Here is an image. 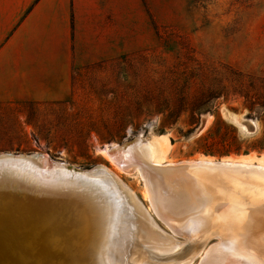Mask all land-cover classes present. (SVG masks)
<instances>
[{
    "label": "rangeland",
    "instance_id": "374dc122",
    "mask_svg": "<svg viewBox=\"0 0 264 264\" xmlns=\"http://www.w3.org/2000/svg\"><path fill=\"white\" fill-rule=\"evenodd\" d=\"M124 10V56L79 68L69 101L0 105V154L117 171L105 147L138 135L166 136L165 163L252 156L258 165L264 0H124ZM117 172L155 227L179 239L151 211L141 178ZM218 243L211 241L191 264H207ZM250 254L239 255L262 264Z\"/></svg>",
    "mask_w": 264,
    "mask_h": 264
},
{
    "label": "bare ground",
    "instance_id": "6f19581e",
    "mask_svg": "<svg viewBox=\"0 0 264 264\" xmlns=\"http://www.w3.org/2000/svg\"><path fill=\"white\" fill-rule=\"evenodd\" d=\"M166 141V136L145 139L138 135L133 141L105 147L101 152L120 173L141 178L151 211L184 242L182 245L165 239L166 235L155 227L121 175L105 166L91 174L100 176L106 184V197L97 193L95 179H88L82 198L72 194L67 198L71 208V203L62 200L45 206L41 221L34 223L25 240L30 245L43 244L59 255L55 260L61 264L81 255L82 264H191L193 261L186 260V245L213 228L211 241L217 239L219 243L216 249L212 245L215 254L209 255L207 264H247L239 255L247 253H253L264 264V158L259 159L258 165L250 163L252 156L237 161L202 158L165 163ZM34 159L42 169L62 166L53 164L48 156ZM14 172L17 175V170ZM29 172L37 177L35 171ZM4 174L0 177V193L9 192L8 196L23 200L27 182H5ZM12 184L17 186L9 188ZM57 184L42 187L43 201L57 198L55 193H48L56 192L51 186ZM73 197L77 201L83 199L84 205L76 206ZM16 205L19 208V203ZM88 211L95 215L93 225L88 218H82ZM113 243H117V249L111 248ZM207 245L201 247L199 257L206 252Z\"/></svg>",
    "mask_w": 264,
    "mask_h": 264
},
{
    "label": "crops",
    "instance_id": "0c3cea01",
    "mask_svg": "<svg viewBox=\"0 0 264 264\" xmlns=\"http://www.w3.org/2000/svg\"><path fill=\"white\" fill-rule=\"evenodd\" d=\"M124 14V0H0V105L69 101L79 68L124 56Z\"/></svg>",
    "mask_w": 264,
    "mask_h": 264
},
{
    "label": "water",
    "instance_id": "95a60500",
    "mask_svg": "<svg viewBox=\"0 0 264 264\" xmlns=\"http://www.w3.org/2000/svg\"><path fill=\"white\" fill-rule=\"evenodd\" d=\"M242 124H245L248 127L249 132L255 131V126L252 121L245 120ZM20 157V154H0V177L4 172V175L7 176L5 182L6 179L10 180L9 182L11 183H20L21 181L27 182V186H24L26 191H24L25 196H23V200L22 197L14 199L13 197L8 196L6 193L9 192H6L5 194L0 193V203L2 205L4 204L3 207H0V264H61L60 261L55 260L56 257L59 256L58 254L45 248L41 243L38 246L30 245L25 240V234H30L34 223L41 221V210H43L45 206L50 205V202L62 200V202L67 204L71 203L68 200L70 199L71 194L72 196H79L82 198L85 183L88 179H95L93 181L97 183L98 187L95 188L98 194L100 193L106 197V194H108L109 191L100 176L91 174L97 167L93 169H80L68 164L64 167L63 165H65V163H59L49 158L53 161V164L62 166L55 167L53 170L49 167L42 169L38 166L34 157L31 158V154L25 158ZM30 169L35 171V176L37 177L31 175L29 172ZM14 170H17V175L14 174ZM6 172L9 173L6 174ZM54 183H58L57 186L51 187L57 191L52 192L48 190V193H55L53 196L57 198L51 201H43L42 198L44 197V194H42V192L45 191V188L42 189V187ZM16 186L17 185L12 184L9 188L13 189ZM28 190L30 192H28ZM32 190H34V193H31ZM37 195L38 197L36 198ZM83 197H85V195ZM73 199L76 206L78 204H81L82 206L84 205L82 202L83 199L80 201H77L74 197ZM109 199L112 200L111 197ZM17 203H19V208L18 205H16ZM71 206H73L72 203L69 207L71 208ZM16 209H20L22 212H19ZM23 211L27 213L21 214ZM74 211L76 210L74 209ZM94 216L95 215H92L90 211H88V213L83 215L82 218H88L90 224L93 225V222H95ZM212 235H214L213 228L202 237H198L199 239H195L186 245L187 263L194 261L197 258L203 249H201V247L207 245L212 240ZM165 239L176 245H182L184 243L183 241H179L180 239H172L168 235L165 236ZM111 248L117 249V243H113ZM83 258L84 255H81L76 256L75 259L73 257L72 262L67 260L61 262L62 264H73L74 261L75 264V261H78L79 264H82ZM198 264H200L199 261Z\"/></svg>",
    "mask_w": 264,
    "mask_h": 264
},
{
    "label": "trees",
    "instance_id": "16d2710c",
    "mask_svg": "<svg viewBox=\"0 0 264 264\" xmlns=\"http://www.w3.org/2000/svg\"><path fill=\"white\" fill-rule=\"evenodd\" d=\"M202 112H203V110H199V111H198V114H199V113H200V114H203ZM252 113H253V111H252V109H251V113H250L248 116L253 118ZM258 113H259V111H258ZM258 146H259V150L264 151V144H260V145H258ZM240 152H241V151H238L236 154H240ZM207 154H211V153L209 152V153H207Z\"/></svg>",
    "mask_w": 264,
    "mask_h": 264
}]
</instances>
